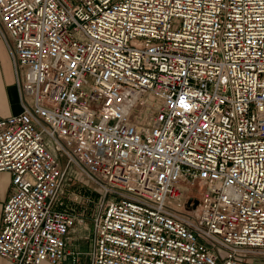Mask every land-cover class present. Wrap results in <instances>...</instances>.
Masks as SVG:
<instances>
[{
	"label": "built area",
	"instance_id": "1",
	"mask_svg": "<svg viewBox=\"0 0 264 264\" xmlns=\"http://www.w3.org/2000/svg\"><path fill=\"white\" fill-rule=\"evenodd\" d=\"M0 35L1 258L264 264V0H0Z\"/></svg>",
	"mask_w": 264,
	"mask_h": 264
},
{
	"label": "crops",
	"instance_id": "2",
	"mask_svg": "<svg viewBox=\"0 0 264 264\" xmlns=\"http://www.w3.org/2000/svg\"><path fill=\"white\" fill-rule=\"evenodd\" d=\"M17 88L14 82V73L7 47L0 35V119L19 113ZM11 175L0 173V227L1 214L4 203L11 193ZM80 246V245H79ZM0 264H13L0 257ZM42 264H48L46 262Z\"/></svg>",
	"mask_w": 264,
	"mask_h": 264
},
{
	"label": "rangeland",
	"instance_id": "3",
	"mask_svg": "<svg viewBox=\"0 0 264 264\" xmlns=\"http://www.w3.org/2000/svg\"><path fill=\"white\" fill-rule=\"evenodd\" d=\"M187 190H188V193L189 194H194L195 196H198L199 193H200V190H199V188L197 186L196 187L188 188ZM86 224L88 225V223H86ZM86 227L87 226H85V227H77L76 228V232L73 234V238L76 239V242L80 245V248L82 250H88L89 249L88 240H86V239H83V240L82 239H79V236H82L84 238L86 237V235H87ZM89 235H90V233H89Z\"/></svg>",
	"mask_w": 264,
	"mask_h": 264
},
{
	"label": "water",
	"instance_id": "4",
	"mask_svg": "<svg viewBox=\"0 0 264 264\" xmlns=\"http://www.w3.org/2000/svg\"><path fill=\"white\" fill-rule=\"evenodd\" d=\"M195 204H196V202H195Z\"/></svg>",
	"mask_w": 264,
	"mask_h": 264
}]
</instances>
